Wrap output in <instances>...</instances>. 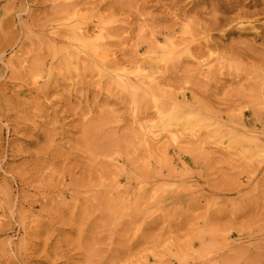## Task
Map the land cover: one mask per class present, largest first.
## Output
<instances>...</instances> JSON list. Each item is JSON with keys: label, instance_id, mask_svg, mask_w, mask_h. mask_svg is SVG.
Returning a JSON list of instances; mask_svg holds the SVG:
<instances>
[{"label": "rangeland", "instance_id": "obj_1", "mask_svg": "<svg viewBox=\"0 0 264 264\" xmlns=\"http://www.w3.org/2000/svg\"><path fill=\"white\" fill-rule=\"evenodd\" d=\"M68 2L0 0V264H264V0Z\"/></svg>", "mask_w": 264, "mask_h": 264}, {"label": "bare ground", "instance_id": "obj_2", "mask_svg": "<svg viewBox=\"0 0 264 264\" xmlns=\"http://www.w3.org/2000/svg\"><path fill=\"white\" fill-rule=\"evenodd\" d=\"M74 0H70V3L68 4V6H65V9L66 10H68V9H70L69 8V5H72V7H73V4L72 3H74L73 2ZM217 1V0H216ZM257 2V1H256ZM216 3V2H215ZM252 3V2H251ZM75 4V3H74ZM214 4V3H213ZM258 4V3H257ZM211 5H212V3H211ZM211 5H210V7H211ZM247 5V4H246ZM259 5V4H258ZM220 6V5H219ZM218 6V7H219ZM202 7V6H201ZM209 7V8H210ZM213 7V6H212ZM215 7V6H214ZM223 7V6H222ZM61 8V7H60ZM64 9V8H63ZM62 9V10H63ZM263 9V8H262ZM58 10V9H57ZM206 10V9H205ZM209 10H212L211 8L209 9ZM217 10V9H216ZM259 10H261V9H259ZM262 11V10H261ZM72 12V11H71ZM214 12H216L215 11V9H214ZM222 12V11H221ZM247 12V11H246ZM252 12V11H251ZM250 12V13H251ZM255 12V11H254ZM59 13H61V12H59ZM74 13V12H73ZM211 13V12H210ZM239 13V12H238ZM243 13V12H242ZM241 13V14H242ZM250 13H247V14H250ZM253 13V12H252ZM251 13V14H252ZM257 13H259L258 12V10H257V12H255V14H257ZM264 13V12H263ZM69 14H71L72 15V13H69ZM211 14H213V13H211ZM243 14H245V13H243ZM250 14V15H251ZM213 15H215V14H213ZM219 15H221V14H219ZM227 16V15H226ZM242 16V15H241ZM244 16H246V15H244ZM249 16V15H248ZM194 17V16H193ZM220 17H222V16H220ZM232 17V16H231ZM230 17V18H231ZM206 18H209V16H206ZM217 18V17H216ZM223 18V17H222ZM228 19H230L229 17H227ZM219 19V20H217L218 21V24L217 25H210V27H207V30L209 31V30H211L212 29V31H210V32H213V29L214 28H218V26H220V28L222 27L221 26V22L222 23H225L228 19ZM209 19H211V18H209ZM234 19V18H233ZM232 20V19H231ZM73 21V20H72ZM190 21V20H189ZM192 21V20H191ZM203 21V20H202ZM215 22H217L216 20H214ZM209 23L211 22V21H208ZM215 22H212V24L213 23H215ZM192 24H193V22H191ZM198 23V22H197ZM206 23V22H205ZM62 24V23H61ZM203 24H204V22H203ZM64 26V25H63ZM191 28H193V26H190ZM204 27H205V24H204ZM225 27H226V24H225ZM197 28V27H196ZM116 29H119V27L118 28H116ZM121 29V28H120ZM190 29V28H189ZM204 30H202L203 32H201V30L200 31H197V30H192V31H189V32H186V35H187V33H188V35L186 36V37H183V36H180L179 38H176V39H174V40H176V41H174V42H169L170 43V46H169V48H167V51L165 50L164 52H166L167 54H169V53H171V51L172 50H177V49H179L180 47H183L184 49L186 48V49H188V50H192V49H194V50H198V52H202L203 50H202V47H201V44L199 43V41H197V38H198V36L200 37L201 35H203V34H205L206 33V29L205 28H203ZM110 30H111V28H110ZM115 30V29H114ZM168 30V29H167ZM215 30V29H214ZM237 30V29H236ZM61 31V30H60ZM65 31V30H64ZM86 31V30H85ZM112 31H113V29H112ZM111 31V32H112ZM57 32H59V31H57ZM115 32V31H114ZM114 32H112V35H113V33ZM171 32V31H170ZM209 32V33H210ZM224 32V31H223ZM225 32H227V34H230V33H234L235 31H234V29H227ZM56 34V33H55ZM114 34H116V33H114ZM171 34V33H170ZM207 34H208V32H207ZM262 34V33H261ZM65 35V34H64ZM80 35H85V34H80ZM110 35H111V33H110ZM58 36V35H57ZM171 36H172V34H171ZM171 36H169V37H171ZM175 36V35H174ZM177 36V35H176ZM58 37H60V36H58ZM85 37V36H84ZM88 37V36H87ZM203 37V36H202ZM261 37H263V39L262 40H264V36H262L261 35ZM66 38V37H65ZM201 38V37H200ZM103 39V38H102ZM103 42V41H102ZM112 42V41H111ZM111 42H109V44L111 43ZM203 42V41H202ZM263 42V41H262ZM80 43V45H81V42H79ZM176 43V44H175ZM205 44V43H204ZM211 44V43H210ZM216 44H218V43H216ZM239 44H241L240 42H239ZM77 45V44H76ZM84 45V44H83ZM219 45V44H218ZM78 46V45H77ZM112 46V45H111ZM167 46V45H166ZM165 46V47H166ZM207 46V45H206ZM213 46V45H212ZM88 47V46H87ZM218 47H220V46H218ZM236 47V46H235ZM234 46H233V49L235 48ZM253 46H251V48H252ZM206 48V47H205ZM230 48H232V47H230ZM67 49V48H66ZM78 49V48H77ZM218 49V48H217ZM94 50V49H93ZM221 50V49H220ZM227 50V49H226ZM225 50V51H226ZM246 50H249V54L251 53L252 54V51H251V49H250V47L249 48H246ZM76 51V50H75ZM163 51V50H162ZM228 52H226V54H224L223 56H226L228 53H229V50H227ZM230 51H232L231 49H230ZM234 51V50H233ZM256 51V50H255ZM219 52V51H218ZM262 52H263V50H262ZM65 53V52H64ZM71 53V52H70ZM223 53V52H222ZM221 53V54H222ZM260 53V52H259ZM219 55H220V53H218ZM257 54V53H256ZM262 54V53H261ZM263 54H264V52H263ZM262 54V55H263ZM218 55V56H219ZM230 55L231 54H229V58H230ZM242 56L241 57V59H243V57L245 56V55H248L247 53H246V51L244 50V48L243 49H241V50H239V52H237L236 54H233V52H232V55L231 56H234L235 58H237V57H239V56ZM258 55V54H257ZM217 56V57H218ZM221 56V55H220ZM69 57H71V56H69ZM76 57V56H75ZM187 57V56H186ZM228 57H227V61H228ZM247 57V56H246ZM252 57V56H251ZM182 58H184V57H182ZM213 58H214V56H213ZM224 58H226V57H224ZM235 58H234V60H235ZM255 58V57H254ZM179 59H180V57H179ZM179 59H176V61H174V63H176ZM195 59V58H194ZM216 59V58H215ZM241 59H240V61H241ZM257 60V62H254L253 61V63L252 64H248L249 66H248V69L247 70H252V71H256V70H264V58H262L261 56H259V57H257L256 58ZM218 62H219V60L218 59H216ZM221 60V59H220ZM230 60V59H229ZM232 60V59H231ZM180 61V60H179ZM186 61H187V59H186ZM195 61V60H194ZM198 61V60H197ZM196 61V62H197ZM216 61V62H217ZM226 61V62H227ZM107 62V61H106ZM184 62V61H183ZM195 62V63H196ZM199 62V61H198ZM217 62V63H218ZM224 62V61H223ZM113 63V62H112ZM200 63H201V61H200ZM216 63V64H217ZM221 63V62H220ZM169 64V63H168ZM167 64V65H168ZM171 64H172V62H171ZM199 64V63H198ZM215 64V65H216ZM152 65V64H151ZM180 65H183V64H180ZM214 65V66H215ZM172 66V65H171ZM170 66V67H171ZM175 66V65H174ZM184 66V65H183ZM195 66H197V65H195ZM200 66H201V64H200ZM213 66V67H214ZM217 66V65H216ZM246 66V65H245ZM157 67V66H156ZM164 67H166V65H164ZM169 67V66H168ZM219 67V66H218ZM241 67V66H240ZM239 67V68H240ZM247 67V66H246ZM172 68V67H171ZM179 68V67H178ZM187 68V67H186ZM189 68V67H188ZM187 68V69H188ZM211 68V67H210ZM243 68V67H242ZM241 68V69H242ZM167 69V68H166ZM168 69H170V68H168ZM181 70H182V68H180ZM180 69H178V70H180ZM198 69H200L199 68V66H198ZM197 68H195V70H198ZM220 69V68H219ZM165 70V69H164ZM171 70V69H170ZM169 70V71H170ZM176 70V69H175ZM183 70H184V68H183ZM189 70V69H188ZM191 70V69H190ZM201 70V69H200ZM243 70V69H242ZM246 70V69H245ZM246 70V71H247ZM199 71V70H198ZM188 72V71H187ZM192 72V71H191ZM68 75H69V73L68 72H66ZM177 73V72H176ZM186 73V72H185ZM194 73H196V72H192V74L191 75H194ZM199 74L201 73L200 71L198 72ZM246 73V72H245ZM251 73V72H250ZM222 74V73H221ZM230 74V73H229ZM256 74V73H255ZM261 75H262V73H260ZM12 75V74H11ZM15 74L13 73V76H14ZM21 75V74H20ZM62 75H64V74H62ZM61 76V75H60ZM65 76V75H64ZM263 76H264V74H263ZM57 77H59V76H57ZM67 77V76H66ZM69 77V76H68ZM195 77V76H194ZM206 77V76H205ZM207 77H209V76H207ZM259 77V76H258ZM61 78H62V76H61ZM60 78V79H61ZM64 78V77H63ZM219 78V77H218ZM218 78H217V76H215V75H213V74H211V77H209L208 79H207V83L209 84V83H213V84H215V83H218L217 81H218ZM173 79V78H172ZM196 79V78H195ZM176 80V79H175ZM179 80V79H178ZM177 80V81H178ZM190 80V79H189ZM53 81V80H52ZM159 81H160V79H159ZM169 81V80H168ZM51 82V81H50ZM220 82V81H219ZM170 83V82H169ZM205 84V83H204ZM176 85H178V84H176ZM49 86H51L50 84L48 85V87ZM175 86V85H174ZM179 86V85H178ZM40 87V86H39ZM38 87V88H39ZM176 87V86H175ZM190 87V86H189ZM206 87V86H205ZM178 88V87H177ZM188 88V87H187ZM42 89V88H41ZM41 89H38V90H41ZM171 89H172V87H171ZM184 89V88H183ZM197 89V88H196ZM196 89H188L187 91L188 92H183V93H180L179 95L180 96H187V98L188 99H197V96H200V97H202L201 98V100H203V99H205V98H203V97H205V96H207V91L208 90H203V89H198V90H196ZM37 90V91H38ZM185 90V89H184ZM201 90V91H200ZM203 90V91H202ZM37 91H35L36 93H37ZM263 91V90H262ZM163 92V91H162ZM39 93V92H38ZM42 93V92H41ZM166 93V92H165ZM177 94V93H176ZM238 94H240V91L237 93V95ZM243 94V93H242ZM169 95V94H168ZM171 95V94H170ZM164 96V95H163ZM213 96V95H212ZM242 96V95H241ZM169 97V96H168ZM239 97H240V95H239ZM243 98V97H242ZM176 99V98H175ZM233 99V98H232ZM199 100H200V98H199ZM221 100V99H220ZM210 102V101H209ZM213 102V101H212ZM33 103V102H32ZM223 104H224V102H222ZM230 103V102H229ZM229 103H225L226 104V106L229 104ZM213 104V103H212ZM222 104V105H223ZM210 105V104H209ZM173 106V105H172ZM212 106H215V105H212ZM216 106H217V103H216ZM225 106V105H224ZM224 106H222L223 108H226V107H224ZM229 106V105H228ZM206 107V108H205ZM208 105L207 106H204L203 105V108L204 109H207V110H209L208 108ZM214 108V107H213ZM216 108H218V106L216 107ZM221 108V107H220ZM220 108H218V109H220ZM211 109L212 108H210V111H211ZM222 109V108H221ZM27 110V109H26ZM216 110V109H215ZM39 113H40V111H38ZM203 112V111H202ZM258 112V111H257ZM257 112H255L254 113V116L253 117H257ZM24 114V113H23ZM173 114V113H172ZM252 114V113H251ZM255 114H256V116H255ZM180 115V114H179ZM187 115V114H186ZM21 117V116H20ZM197 117V116H196ZM188 119H189V117H187ZM19 119V118H18ZM187 119V120H188ZM187 120H186V124H188V122H187ZM191 120H189V122H190ZM95 125V124H94ZM91 127H93V125H91ZM91 127H90V129H91ZM88 131H91V130H88ZM91 134H93V132H91ZM94 135V134H93ZM253 136V135H252ZM102 137V136H101ZM234 139V138H233ZM100 142V141H99ZM108 144V143H107ZM95 145V144H94ZM105 145V144H104ZM97 146V145H96ZM99 147H100V145H99ZM99 147L97 148V149H99ZM102 148V147H101ZM106 147H104V149H105ZM193 149V148H192ZM92 156H93V154H92ZM256 168V167H255ZM167 171V170H166ZM254 171V170H253ZM249 172H250V170H249ZM246 173V172H245ZM254 173V172H253ZM249 174V173H248ZM248 178V177H247ZM237 186V185H236ZM216 191V190H215ZM257 264V263H256Z\"/></svg>", "mask_w": 264, "mask_h": 264}]
</instances>
